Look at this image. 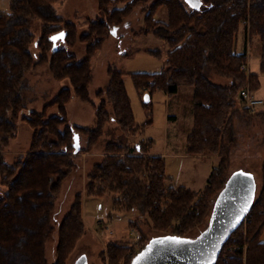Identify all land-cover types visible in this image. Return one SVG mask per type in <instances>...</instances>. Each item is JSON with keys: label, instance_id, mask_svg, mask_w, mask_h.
<instances>
[{"label": "trees", "instance_id": "obj_1", "mask_svg": "<svg viewBox=\"0 0 264 264\" xmlns=\"http://www.w3.org/2000/svg\"><path fill=\"white\" fill-rule=\"evenodd\" d=\"M58 1L61 0H9V10L0 12V184L6 186L0 196V264H48L45 247L54 231L58 239L52 264H66L86 230L81 192L75 195L57 226L53 214L64 180L77 168L78 154L93 149L110 120L132 135L142 129L134 121L124 73L114 66L108 68L107 86L96 92L101 102L95 109L94 127L70 123L67 104L72 96L90 101L93 57L133 8L148 0H97L100 16L91 20L88 30L81 34L74 22L57 14L53 4ZM119 2L123 5H115ZM201 2L200 8H188L182 0L151 3L144 17V32H152L167 43V57L161 71L133 72L132 78L141 93L143 87L148 89L143 93L146 100L155 88L172 96L182 85L192 87L193 123L187 136V152L220 157L203 189L199 192L185 185L167 186L165 158L151 153L150 138L133 146L123 140L107 141L102 159L93 164L85 184L89 194H111L115 206L136 210L153 229L170 230L175 238L191 237L186 233L208 211L212 212L213 198L228 179L225 174L235 140L232 108L240 99L242 88L256 90L260 86L258 72L242 68L247 62L246 51L236 49L241 23L245 24L247 39L259 37L260 72L264 73V0ZM162 6L167 11L165 19L155 17L157 8ZM33 18L41 21L37 40L31 30ZM54 40L60 44L56 50H52ZM77 42L85 44L81 59L71 50ZM31 46L39 51L34 52ZM41 65H47L55 79H66L67 86L41 111L32 110L23 116L33 129L30 147L17 160L8 162L3 150L17 134L16 120L28 89L26 71ZM209 69L228 82L212 81ZM52 105H56L57 113L47 115L46 109ZM244 112L264 117V110L254 114L244 108ZM75 133L79 138L85 136L87 141L83 147L79 140L77 152ZM263 227L264 161L258 193L255 191L210 264H264V240L260 239ZM146 243H140L132 254L128 253L129 245L109 243V264H118L123 258L131 264Z\"/></svg>", "mask_w": 264, "mask_h": 264}, {"label": "rangeland", "instance_id": "obj_2", "mask_svg": "<svg viewBox=\"0 0 264 264\" xmlns=\"http://www.w3.org/2000/svg\"><path fill=\"white\" fill-rule=\"evenodd\" d=\"M154 0L140 2L124 22L116 27L115 34L112 32L104 41L91 61L92 79L89 84L90 101L85 102L72 96L67 104L68 120L70 123L85 127H94L96 124L95 109L100 104L101 98L97 90L105 88L109 81L108 68L116 67L122 71L124 85L130 99L133 110L134 121L141 124L142 129L135 135L121 131L114 120L108 121L104 126V134L89 151H81L76 158L77 168L64 180L62 189L56 199L53 219L55 225L63 219L71 206L75 195H82V217L85 223V233L78 239L74 249L67 258L66 264H75L76 260L86 256L87 264H109V253L107 245L111 242L129 245L128 253H135L140 243L150 244L171 240L173 233L161 232L152 228L144 215L136 210H126L113 204V196L109 193L104 196L89 194L85 189L87 174L94 163L100 161L104 155V145L110 140L128 141L133 146L143 138L153 139L151 153L164 154L165 172L167 186L185 185L191 189L201 192L210 170L217 166L220 157L212 158L202 156L184 155L187 149V134L192 128V87L180 86L179 91L169 96L160 88L151 92L149 100L145 99L146 90H137L132 78L133 72H158L164 66L167 57L168 45L160 37L152 32L145 33L144 17L148 7ZM188 8H200L193 6L190 0H182ZM122 6L123 3H116ZM56 12L63 19L74 22L78 34L88 30L91 20L100 16L97 0H61L53 4ZM9 10V0H0V12ZM167 11L164 6L158 7L155 17L165 19ZM245 24L241 23L238 31L236 49L244 51L247 44L253 59L260 56L259 37H253L251 41L244 37ZM41 21L33 18L31 30L34 40L40 35ZM247 40V41H246ZM246 41V42H245ZM34 52L39 50L31 46ZM78 59L85 53V44L77 42L71 49ZM156 50V52H154ZM159 51V52H158ZM254 70L260 72L257 64ZM260 78V86L257 94L264 99V73ZM209 77L216 83H227L228 79L209 69ZM28 89L24 91L25 105L16 120L17 134L11 139L8 147L4 148L3 154L8 162H13L24 155L30 147L33 129L23 118L32 110L41 111L45 104L51 101L58 91L67 86L66 79H55L47 65L26 71ZM254 92V90H252ZM231 114L232 128L235 133L231 144L229 162L226 176H234L241 170L253 173L254 181L250 183L249 202L253 194L258 193L262 184V165L264 161V117L260 115H249L244 112L241 99L236 100ZM264 110V106L256 108L251 113ZM57 113L56 105L46 109L47 115ZM175 114L176 118L167 119L168 114ZM81 146L86 145V137L79 138ZM212 155V154H211ZM6 191V186L0 184V196ZM215 197L213 198V201ZM209 208V207H208ZM210 210V209H209ZM210 211L202 218V221L192 227L186 234L196 237L206 228ZM175 238V237H174ZM184 237L182 239H187ZM57 231L46 242V257L48 264L55 261V248L57 243ZM264 240V229L260 235ZM118 264H127V258H123Z\"/></svg>", "mask_w": 264, "mask_h": 264}, {"label": "water", "instance_id": "obj_3", "mask_svg": "<svg viewBox=\"0 0 264 264\" xmlns=\"http://www.w3.org/2000/svg\"><path fill=\"white\" fill-rule=\"evenodd\" d=\"M59 45L57 40H54L52 50H56ZM61 45L63 46L64 42ZM74 145L77 152L80 147L77 133L74 134ZM252 181L254 176L244 170L228 177L225 186L215 199L209 222L199 235L154 244L146 243L144 248L133 257L131 264H210L216 259L223 240L250 203ZM86 260V256L82 255L75 264H87Z\"/></svg>", "mask_w": 264, "mask_h": 264}, {"label": "built area", "instance_id": "obj_4", "mask_svg": "<svg viewBox=\"0 0 264 264\" xmlns=\"http://www.w3.org/2000/svg\"><path fill=\"white\" fill-rule=\"evenodd\" d=\"M242 68L248 70V63H243ZM146 90V87H143ZM240 99L243 103V107L254 111L256 108L264 106V99L257 96L248 86L240 90Z\"/></svg>", "mask_w": 264, "mask_h": 264}, {"label": "crops", "instance_id": "obj_5", "mask_svg": "<svg viewBox=\"0 0 264 264\" xmlns=\"http://www.w3.org/2000/svg\"><path fill=\"white\" fill-rule=\"evenodd\" d=\"M243 38H246L245 37V34H244V37ZM247 41V40H246ZM245 41V42H246ZM244 51H246V53H247V63H248V71L250 72V71H252V72H258V71H256V70H254V68L256 67L255 66V64H257V67H258V69H260V56L258 57V60L257 59H253L251 56L252 55H250V53H249V49L247 48V44L244 46ZM259 74V79L263 76V75H261L262 73L261 72H259L258 73ZM261 81V80H260ZM179 89H180V87H179ZM179 91V90H178ZM257 90H254V93L257 95V96H259V97H261L260 95H258L257 93ZM191 94V97H193V92L192 93H190ZM262 98V97H261ZM192 116H193V104H192ZM171 118H176V115L175 114H168L167 115V119L169 120V119H171ZM192 123H193V121H192ZM190 132V131H189ZM189 134V133H188ZM187 134V135H188ZM144 139V138H143ZM145 139H147V138H145ZM151 139V138H150ZM153 140V139H152ZM152 153L154 154V151H152ZM161 155H163L164 156V154L162 153ZM184 155H189V156H202V157H207V158H212V157H214V156H216V155H203V154H191V153H188L187 152V149H186V151H185V153H184ZM210 172H211V170H210ZM210 174V173H209ZM263 229H264V227H263ZM263 229H262V231H261V233L263 232ZM261 235V234H260Z\"/></svg>", "mask_w": 264, "mask_h": 264}, {"label": "snow or ice", "instance_id": "obj_6", "mask_svg": "<svg viewBox=\"0 0 264 264\" xmlns=\"http://www.w3.org/2000/svg\"><path fill=\"white\" fill-rule=\"evenodd\" d=\"M190 2H193V0H190ZM198 5V0H195V2L193 3V6H197ZM113 33L115 34V30H113ZM62 35L63 34H61V37H62ZM57 38H59V37H54L53 39H57ZM246 210V209H245ZM169 239H173V240H175V239H177V238H169ZM138 260L140 259V257H138L137 258Z\"/></svg>", "mask_w": 264, "mask_h": 264}]
</instances>
